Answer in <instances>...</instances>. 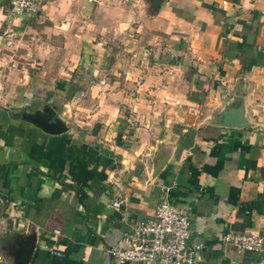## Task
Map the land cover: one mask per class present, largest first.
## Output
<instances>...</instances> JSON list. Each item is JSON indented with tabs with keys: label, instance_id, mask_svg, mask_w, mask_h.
I'll list each match as a JSON object with an SVG mask.
<instances>
[{
	"label": "crops",
	"instance_id": "1",
	"mask_svg": "<svg viewBox=\"0 0 264 264\" xmlns=\"http://www.w3.org/2000/svg\"><path fill=\"white\" fill-rule=\"evenodd\" d=\"M10 3L0 0V264H16L29 234L28 264H119L107 248L126 245L124 233L161 201L189 216L197 264H264V0H162L146 13L144 49L138 2L50 0L23 18L10 16ZM6 30L20 35L16 46L4 45ZM33 46L68 54L58 88L106 92L95 113L57 134L22 117L54 87L47 70L31 78L19 67ZM139 48L151 86L128 98L115 77L72 79L77 65L96 76ZM73 104L64 103L85 111ZM229 109L244 125L222 124ZM231 231L257 232L262 250L223 243Z\"/></svg>",
	"mask_w": 264,
	"mask_h": 264
},
{
	"label": "built area",
	"instance_id": "2",
	"mask_svg": "<svg viewBox=\"0 0 264 264\" xmlns=\"http://www.w3.org/2000/svg\"><path fill=\"white\" fill-rule=\"evenodd\" d=\"M48 1L11 0L9 14L13 18L30 15ZM15 37L14 31L6 30L2 37L4 45L13 46ZM118 205V201L113 202L114 207ZM189 236V216L175 210L169 202L161 201L152 219L141 220L124 233L126 245L119 242L107 251L119 264H197L196 252L201 244H190ZM222 242L231 244L239 252H259L263 247V237L254 231L226 232Z\"/></svg>",
	"mask_w": 264,
	"mask_h": 264
},
{
	"label": "rangeland",
	"instance_id": "3",
	"mask_svg": "<svg viewBox=\"0 0 264 264\" xmlns=\"http://www.w3.org/2000/svg\"><path fill=\"white\" fill-rule=\"evenodd\" d=\"M110 1H113V0H107V4L110 3ZM145 1H147L149 5L148 9H146L147 11L145 10L146 8ZM119 2L122 3V5L126 4L127 6L128 5L131 6V3L138 2L140 6H143V9H141L139 18L136 22L138 25V28H140L136 39L138 40V43L142 45L143 49L146 48L148 46L147 45L148 43L146 40L149 38L145 37L146 33H143V30L146 27L145 21L148 17L146 13H151L153 11L152 7L150 6V0H119ZM35 14L36 12L32 13V15H35ZM133 32L136 34L135 30H133ZM19 36L20 35L17 34V36L15 37V41H14L15 46L16 44H18V41L20 40ZM112 40H115V39L112 38ZM34 47L35 46H33V48L30 50L31 52L30 54L25 55V58L27 59H21L22 64L19 65V67H21L22 70H25L24 73L26 72L28 75H30L29 77L31 78L34 76L33 74H35L36 72L41 73L44 70H47L46 72L49 76L45 77V79H47L46 82H49V83L53 82L54 87L51 89L45 88L47 94H45L43 100L41 101L43 102L46 101L45 102L46 106H49L51 108V111H53L51 113H54L53 114L54 116H62V118L66 121L67 125H69V123L67 122L68 120L70 122H73L72 120L75 119V117H78V118H80L81 116L83 117L84 113L85 115L89 113L91 114L95 113L97 110H94V108L92 110L90 105L93 103H98L99 101L98 95H102V94L104 95V93L106 92L103 90L98 91L97 89L98 87L93 88L90 85L86 87V89L84 90L86 92H84V94L80 93L79 89L77 88L75 91H71L69 93L67 92L65 88H62V89H60V87L58 88L57 85H59V81L62 80V75L64 76V73L66 72L70 73V68H68L70 66H68V59H67L68 54L62 48L55 49L53 50V52H51V50L47 51V49H42V50L34 49ZM113 48L114 47L112 45L111 49L109 50H113ZM39 50H41V53L39 52ZM135 51L127 52V54H125L124 56V61L122 62H118V61L115 62L114 60H112L109 64L102 65L96 76L92 74L93 71H90L88 68H86V64L77 65L75 67V70L72 72L73 74L72 79H75V83H77V81H84L86 84L93 85L94 81L97 82L99 78L103 79V76H105V78L110 77L109 79L115 77L118 79L119 85L120 86L122 85V88L125 90V94L128 98V94L130 95V92L132 91L137 92L139 88H147L151 86L148 83L149 81H147V78H146L149 67L152 66L151 61L149 60L148 57L144 56V53L140 51V48H139V52H137V50ZM44 58H47L46 59L47 61H44ZM155 62L158 63L157 60ZM115 64L117 65L115 66ZM115 68L118 69L119 74H114ZM106 69H108L107 76L105 74ZM50 73L53 75L50 76ZM100 75L102 76L100 77ZM28 80L29 78L27 77V82H29ZM134 85L136 86L135 89H134ZM139 97H141L142 99L146 98V96L144 95H139ZM66 100H71L72 103H74L73 105L83 104L85 111H80L79 109H77L76 111L77 114H74L72 111H75L76 108L71 107V106L70 107L65 106L64 103L66 102ZM42 107L43 105L41 106V108ZM89 107L91 108V111L89 110L90 109ZM68 109L69 111L67 112ZM124 111L125 110H123V112ZM80 112H82L83 114H81ZM74 122H77V121H74ZM138 127H140V125Z\"/></svg>",
	"mask_w": 264,
	"mask_h": 264
},
{
	"label": "water",
	"instance_id": "4",
	"mask_svg": "<svg viewBox=\"0 0 264 264\" xmlns=\"http://www.w3.org/2000/svg\"><path fill=\"white\" fill-rule=\"evenodd\" d=\"M162 3V0H150V6L154 12L159 10V7ZM51 108L49 106L43 105L42 108H37L33 111H23L22 117L25 120H28L42 129L44 132L50 134H57L63 131L68 130V125L62 116H54V113H51ZM240 109H229L224 110L222 113V124L225 125H235L241 126L244 125V121L241 118ZM163 165V160H160L157 166L154 168V174L156 175L157 171ZM35 234H29L26 238L22 239L19 247L16 248L15 258L16 264H28L31 258L34 246H35Z\"/></svg>",
	"mask_w": 264,
	"mask_h": 264
},
{
	"label": "trees",
	"instance_id": "5",
	"mask_svg": "<svg viewBox=\"0 0 264 264\" xmlns=\"http://www.w3.org/2000/svg\"><path fill=\"white\" fill-rule=\"evenodd\" d=\"M70 83V81H68V82H63V87L65 88L68 84Z\"/></svg>",
	"mask_w": 264,
	"mask_h": 264
}]
</instances>
